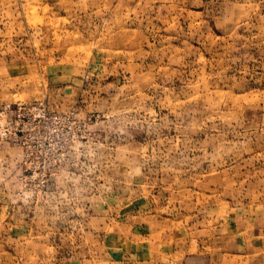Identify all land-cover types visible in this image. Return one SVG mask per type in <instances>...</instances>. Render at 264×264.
Masks as SVG:
<instances>
[{
    "label": "rangeland",
    "instance_id": "374dc122",
    "mask_svg": "<svg viewBox=\"0 0 264 264\" xmlns=\"http://www.w3.org/2000/svg\"><path fill=\"white\" fill-rule=\"evenodd\" d=\"M0 264H264V0H0Z\"/></svg>",
    "mask_w": 264,
    "mask_h": 264
},
{
    "label": "bare ground",
    "instance_id": "6f19581e",
    "mask_svg": "<svg viewBox=\"0 0 264 264\" xmlns=\"http://www.w3.org/2000/svg\"><path fill=\"white\" fill-rule=\"evenodd\" d=\"M182 250V249H181ZM181 254H182V251H181Z\"/></svg>",
    "mask_w": 264,
    "mask_h": 264
}]
</instances>
